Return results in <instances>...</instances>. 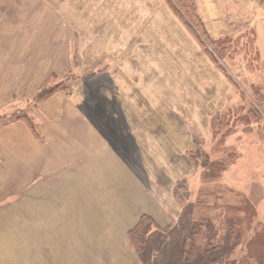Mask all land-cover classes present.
Returning a JSON list of instances; mask_svg holds the SVG:
<instances>
[{"label":"rangeland","instance_id":"1","mask_svg":"<svg viewBox=\"0 0 264 264\" xmlns=\"http://www.w3.org/2000/svg\"><path fill=\"white\" fill-rule=\"evenodd\" d=\"M14 1L9 22L0 18V26L14 29L16 17L32 16L22 11L41 8ZM43 1L72 32L69 65L49 72L34 93L10 89L13 97L0 98V110L29 118L30 108L44 102L38 100L43 88L66 87L73 107L127 164L130 191H139L132 203L147 207L143 215L155 223L141 253L129 238L137 224L127 232L134 254L111 257L124 243L89 239L91 253L104 246V264H264V101L253 93L264 89V0H195L203 28L187 25L170 0ZM5 62L0 71L15 69ZM206 156L221 169L206 168ZM183 180L189 191L181 203L174 190ZM108 182L125 195V184ZM92 185L97 181L87 180ZM194 232V257L183 259ZM25 240L32 246V236Z\"/></svg>","mask_w":264,"mask_h":264},{"label":"crops","instance_id":"2","mask_svg":"<svg viewBox=\"0 0 264 264\" xmlns=\"http://www.w3.org/2000/svg\"><path fill=\"white\" fill-rule=\"evenodd\" d=\"M19 1L38 3L41 8L22 11L24 17L32 16L28 21L16 17L14 29L0 26V62L6 60L3 67L15 68L0 71L2 100L15 92L10 89L36 92L49 72L60 73L70 62L72 32L56 9L43 0ZM14 3L0 0V18L8 19L7 23ZM9 83H15V88L5 85ZM30 110L27 120L31 123L13 116L14 110H0V213L6 212L0 216V264H104L109 257L104 246L91 253L86 246L89 239L124 243L111 257L134 254L128 248L127 232L147 213L143 212L147 207L138 209L132 203L139 191H130L127 164L84 112L73 107L67 93L57 92ZM24 111L18 110L17 115ZM89 179L98 185L87 186ZM111 180L127 186L125 195L111 188ZM27 196L31 202L24 201ZM12 211L23 213L11 218ZM131 212L134 215L129 217ZM106 228L118 229V239ZM26 235L32 236V246H27Z\"/></svg>","mask_w":264,"mask_h":264},{"label":"trees","instance_id":"3","mask_svg":"<svg viewBox=\"0 0 264 264\" xmlns=\"http://www.w3.org/2000/svg\"><path fill=\"white\" fill-rule=\"evenodd\" d=\"M171 4L173 6V9L180 14L181 17H183L185 20H187L188 22H186L187 25L190 26V24L199 27V28H203V24L202 22H200V18L198 17L197 14V8H196V3L195 0H170ZM186 15V16H184ZM67 70V69H66ZM57 92H66V87H62L60 84H57L53 87H48V88H43L40 91V94L38 96V100L39 101H45L48 100L50 98H52ZM253 93L255 97H258V102L261 104L264 101V89L259 88V87H254L253 88ZM257 101V100H256ZM26 120L28 119L27 117H25ZM27 122H30V120H27ZM202 149V148H201ZM201 149H198V152L201 153ZM196 154L192 153V151H190V158L195 159ZM204 157V156H203ZM206 159V165L205 167L210 169V171H215L217 172V169H221L222 165H218L215 164V162H211L207 156L204 158ZM188 186H187V182L186 181H180L177 186L175 187L174 190V194L176 199H178L179 202L183 203L186 201L187 198V194H188ZM195 227L196 229L199 231L201 228V224L200 223H195ZM155 226V223L153 221V219L148 216V215H143L137 225L129 232V238L130 241L132 242L133 246L135 247V249L138 252H143L145 249V245H146V240L147 237L149 235V233L151 232L152 228ZM259 236L260 237H264V227L260 229L259 231ZM258 236V240L260 241L261 238H259ZM197 240H196V232H194L191 236V238L184 244L183 247V259H187V260H191L193 259L194 255L193 252L196 251V246H197ZM264 243V242H263ZM189 247V248H187ZM255 253H257V250L255 251ZM262 254H259L258 257H260L262 259L263 256H261Z\"/></svg>","mask_w":264,"mask_h":264}]
</instances>
